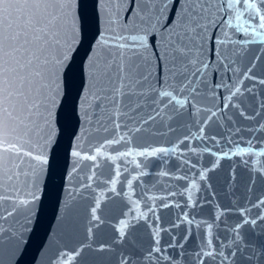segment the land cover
Listing matches in <instances>:
<instances>
[{"label":"snow or ice","instance_id":"obj_1","mask_svg":"<svg viewBox=\"0 0 264 264\" xmlns=\"http://www.w3.org/2000/svg\"><path fill=\"white\" fill-rule=\"evenodd\" d=\"M109 2L113 6L111 9H106L108 11L107 24L110 26L106 28V31L113 33L110 39L121 51V56L125 51L142 54L151 49L152 55L157 58L158 62L169 61L173 68L179 66L181 71L176 72L175 75L184 80H187L189 66L195 69L191 73L193 77L199 78L207 73L210 63L200 59L206 39L212 40L213 53L219 55L221 66L229 69L235 63L230 59L229 54L216 52L217 43L222 48L226 41L231 43L225 29L235 28L236 32L251 36L250 40L241 41V46L251 43L264 46V0H127L128 7L124 9L126 13L124 17L120 15L122 0H109ZM76 8L77 0H0V140L4 144L0 150L5 153L11 151L19 157L27 156L41 168L48 163L46 149L49 138L40 137L42 142L33 143L32 134L37 126V119L43 120L44 127H50L53 110L59 107L58 97L61 94L62 77L66 75V69L71 66L75 51L74 45L78 43ZM210 27L219 28L224 33V39H218L215 35L209 37ZM107 39L109 38L101 37L97 40V44L104 46L107 44ZM232 55L236 53L233 52ZM253 59L264 61V54L253 56ZM93 63L94 60L90 58V66ZM107 67L111 68V65ZM255 67V63L246 67L240 80L241 84L243 80H253L255 83L264 85V78L257 79L253 73ZM232 71L235 73L238 69L232 68ZM119 72L121 73V85L117 92L123 95L124 80L129 81L127 87L130 89L140 81L132 79L135 70L128 71L125 64L120 65ZM260 72L264 74V62L261 63ZM185 87L186 85L182 84L179 91H184ZM215 87L229 89L230 95L227 97L229 104L234 97L242 95L240 87L231 91L230 86L223 80ZM195 91L193 88L192 92L195 93ZM246 91L251 93L253 88H247ZM159 95L170 97L169 102L176 101L181 108L188 103L186 100H176L171 92H161ZM229 104H225V108ZM233 106L239 107L238 105ZM215 115L216 112L211 113V116ZM211 116L208 119H211ZM153 118L149 117V119ZM120 139L122 140L123 137ZM9 140L16 141V143L9 145ZM119 142L120 140H109L106 143L112 145ZM25 144L33 150L25 151L23 149ZM167 151L169 150L158 148L150 152H136L135 155L154 156L157 152ZM206 151L211 150L206 149ZM96 153L100 154V149H96ZM72 155L77 158L81 157L78 150L73 151ZM119 155L130 156L133 152L129 150ZM224 155L227 156L228 153ZM260 155H264V152ZM84 158L96 160V155ZM111 159L114 160L115 157ZM259 163L257 161V164ZM14 167L15 171L4 167L3 176L9 182L14 179L18 180L21 175L19 165ZM256 171L260 172L261 178L264 179V164H261ZM24 175L27 177L28 173ZM36 175V170L32 169L33 178ZM161 175H167V173H161ZM242 179L245 183L251 181V177ZM128 183L131 185L132 181ZM34 186L35 180L33 179L31 187ZM14 191L15 196H0V201L8 200L13 205L10 210L5 209L0 213V256L11 252L23 235L22 228L18 230L14 225L5 227L4 222L9 217H14L21 208L30 212V206L39 199L35 191H27L23 195L19 189H14ZM167 206L164 205V207ZM261 206H264V199L258 200L254 205L258 209ZM99 207L100 204L97 202L96 206L91 209V218L98 224L102 223L100 217L96 215ZM245 215L249 218L243 219L242 223H237L233 229L234 242H242L239 230L245 224L256 226L258 220L264 222V215L260 212H257V218H251L250 209H244L241 211V216ZM135 219L137 217H133L132 220L119 221L121 238L125 237L128 228L134 226L133 220ZM156 236H159V232H156ZM156 243L158 244L159 241L157 240ZM209 247H211V241H209ZM97 250L105 251L106 247L101 245ZM82 251L83 249L80 251L73 249L71 254L58 253L56 264H74ZM152 251L160 252V248L150 250L149 258ZM237 251H242V247L238 246ZM202 255L213 257L215 253L208 251ZM219 255L224 260L228 259L223 256V253ZM229 255L235 256L236 252H230ZM254 258L261 260L264 264V253L256 257L253 251L247 257L249 264H252ZM118 264H133L131 256L121 257Z\"/></svg>","mask_w":264,"mask_h":264},{"label":"water","instance_id":"obj_2","mask_svg":"<svg viewBox=\"0 0 264 264\" xmlns=\"http://www.w3.org/2000/svg\"><path fill=\"white\" fill-rule=\"evenodd\" d=\"M76 13L78 43L74 45L71 66L62 77L59 107L53 110L51 126L44 127L43 120L37 119L32 134L33 143L42 142L40 137L49 138L47 165L41 168L27 156L0 150V196H15L14 189H19L21 195L35 191L39 197L30 212L21 208L4 222L5 227L22 228L23 235L11 252L0 256L2 264H56L58 253L71 254L73 249H83L74 264H84V125L78 0ZM12 143L16 141L9 140V145ZM3 147L0 140V149ZM23 149L33 150L27 144ZM77 150L80 158L72 155ZM15 165H19L21 175L9 182L3 176L4 167L15 171ZM32 169L37 173L34 178ZM33 179L35 186L31 187ZM12 207L10 201H0V213Z\"/></svg>","mask_w":264,"mask_h":264}]
</instances>
